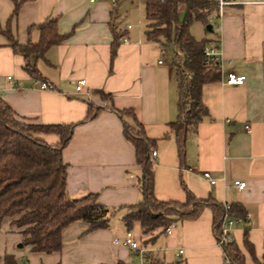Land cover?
Masks as SVG:
<instances>
[{"label": "crops", "instance_id": "0c3cea01", "mask_svg": "<svg viewBox=\"0 0 264 264\" xmlns=\"http://www.w3.org/2000/svg\"><path fill=\"white\" fill-rule=\"evenodd\" d=\"M18 1L19 13L13 18L15 2L0 0V97L20 119L75 126L63 150L67 192L73 198L95 194L98 203L114 215L106 229L88 232L84 223L67 227L62 251L50 255L17 248L22 236L5 219L0 226V264L6 254L15 255L19 264H225L209 207L196 220L179 222L171 234L157 235L146 244L141 224L136 222L132 232L141 251L121 244L128 232L123 216L142 199L141 167L124 133L125 125L136 123L131 115H121L122 111H132L147 136L156 141L151 151V160L152 153H157L152 160L156 198L185 202L183 182L198 199L242 204L248 220L231 228L225 225L229 238L244 254L245 264H257L245 246L248 227L256 258L264 262V4L228 8L213 24V31L202 23L212 34L202 40L219 46L224 65L220 80L203 87L209 118L197 133L188 135L182 168L170 127L179 116L175 56L169 63L170 48L163 50L146 40L143 0ZM51 18H58V31L67 39L44 57L33 59L41 74L38 80L24 70L25 59L14 53L4 33L11 32L21 45L37 44L41 38L37 26ZM115 34L121 38L113 59ZM228 73L245 76V85H225ZM81 80L87 85L79 93ZM41 82L54 85V90H41ZM98 91L112 98L106 101ZM90 103L100 111L94 120L85 122ZM39 138L50 145L61 142L56 134ZM205 172L211 173L215 185L203 178ZM236 181L245 182L246 188L239 191ZM115 216L121 218L114 220ZM161 237L156 252L154 245ZM180 249L184 253L177 257ZM138 257L140 261L134 262Z\"/></svg>", "mask_w": 264, "mask_h": 264}, {"label": "trees", "instance_id": "16d2710c", "mask_svg": "<svg viewBox=\"0 0 264 264\" xmlns=\"http://www.w3.org/2000/svg\"><path fill=\"white\" fill-rule=\"evenodd\" d=\"M15 2L13 18L21 6ZM145 6V37L148 42L159 44L163 50L174 47L175 75L179 87V116L170 123L176 136L181 167L186 165L187 138L197 133L198 126L209 118L203 103V87L221 78V72L214 65L205 62V47L212 40L198 41L191 33V25L201 22L206 27L209 17L217 10L211 0H143ZM41 34L37 44L21 45L11 34L5 32L14 53L25 59L24 70L40 80L41 74L33 59H40L53 46L67 39L58 31V18H51L37 26ZM112 48V58L117 54L121 36ZM190 76V77H189ZM102 99L110 100L112 95L97 92ZM100 109L92 103L85 122L94 120ZM119 112V111H118ZM138 127L135 130L125 125L124 133L136 150L137 164L141 167V201L128 208L123 222L132 231L136 222L141 224L144 244L155 236L165 234L171 226L199 218L209 207L213 211V229L217 240L223 238L227 219L248 220L245 207L240 203L220 204L213 199L201 200L182 182L186 201H160L154 192V170L151 151L156 141L150 139L143 125L132 111ZM74 125H44L20 119L16 112L0 97V226L5 219L22 236L24 248L32 253L54 254L62 251L63 232L75 224L88 225V232L106 229L110 226L114 211L100 205L97 195L88 194L81 198L71 197L66 189L68 165L63 159V150L71 141ZM42 134H56L61 138L58 145H50L39 138ZM136 210V211H134ZM249 228L245 227V246L257 262L254 246L248 239ZM225 258L231 264H245V256L234 240L221 244ZM3 264H19L15 255L6 254ZM124 264V263H119ZM146 264H163L151 261Z\"/></svg>", "mask_w": 264, "mask_h": 264}, {"label": "built area", "instance_id": "2783aa9c", "mask_svg": "<svg viewBox=\"0 0 264 264\" xmlns=\"http://www.w3.org/2000/svg\"><path fill=\"white\" fill-rule=\"evenodd\" d=\"M95 1H97V0H89V2H95ZM211 1H213L217 6L216 12L209 17V23L212 25L216 22L217 19L223 17L226 10L230 7H234L236 5H246V4H264V0H211ZM114 3H115V1H114ZM129 28H131V27L129 26L128 29ZM127 41L128 40L125 38L124 42H127ZM204 53H205L206 64L209 66L214 65L222 73L223 65H224V59H223V55H222V52H221L219 46L216 44L210 43L205 47ZM162 63H163V61H160V64H162ZM9 81L13 84V86L15 85L12 77H9ZM224 83H225V85H228V86L241 87V86L245 85L246 77L245 76H239L235 73H228L226 78H225ZM86 85H87L86 80L79 81L77 84V91L79 93L83 92ZM54 88L55 87L52 84H49L46 82H41V85H40L41 90L52 91V90H54ZM246 129L248 132L251 131L250 126H246ZM156 156H157V153L153 152L152 153V160L155 159ZM203 178L205 180L209 181L212 185H215L217 183V181L212 177L211 173H209V172L203 173ZM246 186H247V184L245 182H241V181L235 182V187L239 191H243L246 188ZM242 222L243 221L241 219H227L225 225H227L229 228H231L234 225L240 224ZM172 227L173 226L168 228L166 234H171V228ZM230 241H232V240H231V238H229V229H227L224 226L223 238L221 240H219L218 242L221 245L223 243H227ZM121 244L124 247H127L134 252L141 251V243L139 242V240L135 236V233L132 231H128L126 233L125 239L123 241H121ZM183 253H184V250L180 249L178 251V253L176 254V256L181 257L183 255ZM225 264H231V261L228 258H225Z\"/></svg>", "mask_w": 264, "mask_h": 264}, {"label": "rangeland", "instance_id": "374dc122", "mask_svg": "<svg viewBox=\"0 0 264 264\" xmlns=\"http://www.w3.org/2000/svg\"><path fill=\"white\" fill-rule=\"evenodd\" d=\"M190 30H191L192 35L198 41H202V38H205V37H208V36H211L212 35V34L209 33V31L206 30L205 26L202 23L198 22V21H195L191 25ZM169 48L170 49H169V53L167 55V58H168V62L169 63H172V59H173V56H174V47L173 46H170ZM104 100L109 101V99H107V98H104ZM131 127L134 128L135 130H138V127H137L136 124L133 125V126H131ZM134 211H136V210H134ZM119 218H121V217L115 216L113 219L115 220V219H119ZM163 237H161V240L159 241V243L156 246L154 245V249H155L156 252H158L160 250V245H161L160 243L163 242ZM19 244H22V242L19 243ZM18 245H17V248H18ZM139 261H140V258L138 257V259H136L134 262H137L138 263Z\"/></svg>", "mask_w": 264, "mask_h": 264}, {"label": "water", "instance_id": "95a60500", "mask_svg": "<svg viewBox=\"0 0 264 264\" xmlns=\"http://www.w3.org/2000/svg\"><path fill=\"white\" fill-rule=\"evenodd\" d=\"M207 29L213 31V25H212V24L208 25V26H207ZM18 248H19V249H22V248H24V245H23V244H19V245H18Z\"/></svg>", "mask_w": 264, "mask_h": 264}]
</instances>
